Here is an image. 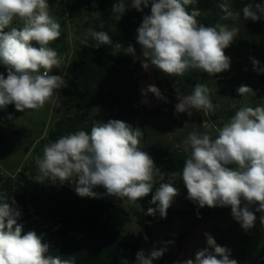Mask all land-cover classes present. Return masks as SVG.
<instances>
[{
	"label": "clouds",
	"instance_id": "9594fccd",
	"mask_svg": "<svg viewBox=\"0 0 264 264\" xmlns=\"http://www.w3.org/2000/svg\"><path fill=\"white\" fill-rule=\"evenodd\" d=\"M196 2L131 0L130 7L138 12L150 7L135 37L145 70L153 66L172 77H184L192 71L212 77L230 69L231 58L225 49L239 36L240 28L220 22L210 26L199 23L201 11L186 7ZM216 7L221 20L238 19L241 14L244 20L253 22L264 17V4L250 2L241 11H234L229 0H218ZM49 8V0H0V65L7 71L6 76L0 73V110L14 105L17 111L25 112L41 109L49 102L59 106L58 90L66 88L67 82L62 75L51 74L61 67L62 58L50 45L62 31ZM128 8L125 0H117L111 11L119 21ZM91 17L99 20L101 13L92 12ZM13 21L21 26H12ZM99 27L103 29V22ZM86 34L94 43L86 39L85 46H109L114 56L121 52L137 55L133 45L114 43L107 31L90 26ZM249 59L253 71L264 74L260 61ZM175 91L177 114L186 112L191 116L195 109L207 115L217 108L205 83H197L189 94H183L178 87ZM236 91L246 103L226 120L204 121L205 131H192L183 141L186 156L180 178L187 189V199L199 208L230 207L233 219L247 232L255 226L256 212L261 213L259 220L264 226V104L253 107L247 103L256 95L247 85H240ZM149 92L166 102L155 85L142 90L145 96ZM12 118L9 114L8 119ZM212 129L217 133L214 137ZM142 137L141 128L117 119L94 122L90 132L80 129L64 134L45 144L42 156L36 159V182H67L74 185L81 198L106 195L135 204L153 193L155 177L161 171L141 149ZM99 187L105 190L103 194L95 191ZM178 194L174 184L160 183L150 201L156 207H149L145 215L159 213L166 218ZM21 216L15 198L0 194V264H76L75 256L63 259L49 255V245L43 242L42 235L35 230L24 232V224L18 222ZM204 235L207 247L198 249L194 259L180 264H238L229 248L217 244L211 234ZM163 243L164 247L153 246L147 254L138 250L135 264H153L160 259L171 242Z\"/></svg>",
	"mask_w": 264,
	"mask_h": 264
},
{
	"label": "trees",
	"instance_id": "16d2710c",
	"mask_svg": "<svg viewBox=\"0 0 264 264\" xmlns=\"http://www.w3.org/2000/svg\"><path fill=\"white\" fill-rule=\"evenodd\" d=\"M117 0H87L83 10L86 15V28L94 27L96 30L109 32L113 42H119L127 47L129 44L136 49V57L126 55L123 52L112 55L109 46L94 48L79 47L75 57L68 63V85L62 92L58 101L59 106L54 109L61 117L56 121L54 127L48 132V143L55 141L60 136L69 132L83 129L91 130L94 122H107L110 119L130 120L145 110V97L138 89V73L141 71L140 46L136 42L137 28L142 23L144 15L150 14V7L143 12L131 8V0H125L129 6L119 21L111 9ZM263 4L264 0H256ZM95 4V7H94ZM92 12H100L99 20H93ZM103 22V29L99 27ZM239 26L237 20L232 21ZM250 27L262 28L257 21L251 20ZM5 31H8L5 29ZM89 44L94 43L90 37L86 38ZM161 84V80H159ZM175 94L173 90L166 92V102L154 106L148 110L153 116H182L191 117L186 112L177 114L175 112ZM95 106L97 111L94 113ZM21 115L14 105H8L6 109L0 110L1 120ZM9 120V119H8ZM42 141L41 143H44ZM39 144L35 148V157L18 171L16 177H4L0 170V194L14 197L22 216L19 223L24 224V232L35 230L42 235L43 242L49 245V255L61 256L63 259L75 256L76 264H135L136 253L143 250L140 243L132 233H126L113 226L111 223V209L116 202L125 199H117L106 195L100 198H81L74 191V185L70 183L51 184L50 182L38 183L36 177L38 170L35 161L43 154L45 144ZM154 160L155 165L162 163L166 175L177 172L179 180L176 187L179 194L174 202L187 204L192 210H196L200 217H216L222 215L228 207H217L211 209L207 206L199 208L185 199L187 190L180 178L186 153L184 150H172L169 146H140ZM158 176L155 177V183ZM103 194L102 187L95 189ZM140 201L142 210L136 211L137 222L149 232L151 223H163L173 217L174 214L184 210H176L174 202L167 210L166 218H161L159 213L155 216L145 215L149 207H156L150 203L152 194ZM73 233V234H71ZM169 247L172 243L180 244V239L165 236L163 242ZM217 241V240H216ZM161 243L157 248L164 247ZM144 251V250H143ZM145 252V251H144ZM149 252V251H148ZM148 252H145L146 254ZM165 254V253H164ZM164 255L153 262L162 264ZM259 264H264V259Z\"/></svg>",
	"mask_w": 264,
	"mask_h": 264
},
{
	"label": "rangeland",
	"instance_id": "374dc122",
	"mask_svg": "<svg viewBox=\"0 0 264 264\" xmlns=\"http://www.w3.org/2000/svg\"><path fill=\"white\" fill-rule=\"evenodd\" d=\"M86 1L49 0V12L60 23L62 31L60 38L50 45L57 50L62 58L61 67L53 69L51 74L62 75L67 85L68 72L66 67L87 38L86 15L83 10ZM217 2L218 0H197L195 5L186 7L189 10L192 8L199 9L201 15L197 17V20L205 26L214 25L217 22L234 26L232 21H238L240 34L231 46L225 49V54L231 58L229 70L212 77L207 73L197 71L189 72L184 77H172L150 66L147 70L142 67L137 79L141 94L142 90L147 89L149 85H155L166 100V92L175 91V87H178L183 94H189L197 83H205L211 90L210 95L213 104L217 105L215 112L205 115L202 111L198 112L193 109L191 117L153 116L148 114V110L165 101L156 98L150 92L147 96L142 94L147 101L145 110L130 120H122L132 124L133 127L141 128L143 137L140 146H169L172 150H184L183 141L190 132L205 131L201 123L209 120L219 123L221 120H226L246 103L236 91L242 84L251 87L256 92L255 97H249L247 101L250 106L255 107L264 104V74H257L253 71V65L249 59L254 57L260 61V67H264L262 28L250 27L251 20H244L242 14L241 18L238 19L221 20L220 10L216 7ZM229 2L232 3L234 11H241L247 3H256V0H229ZM257 23L263 25L264 29V17ZM12 26L20 27L21 25L17 21H13ZM0 73L7 75L3 65H0ZM159 80H161V84ZM64 89L58 90L60 93L59 100ZM174 102L175 104L178 102L176 94ZM54 107L55 104L49 102L41 109L26 110L11 120L7 118L1 120L0 170L4 177L12 176L15 178L18 171L34 159L36 146L42 141L45 142L41 144H48V132L61 117ZM97 110V106H95L93 112L95 113ZM210 131L213 137L217 134L215 129ZM156 166L161 170L157 175V181L160 183L166 173L162 170L164 166L162 163H158ZM158 186V183H155L153 190ZM173 207L176 210L183 209L184 211L174 214L166 222L151 223L150 231L146 232L137 222L135 216L136 211L142 210L140 203L133 204L125 199L116 202L115 207L111 209V223L121 231L132 233L145 252L150 251L153 246H159L165 236L180 239V244L174 242L167 247L162 264H180L186 259H194L198 249L207 247L204 235L206 232L217 240V244L229 248L232 258L236 259L238 264L258 263L259 256L264 252V226L259 220L261 213H255L257 216L255 226L245 232L240 224L233 219L231 208L227 211V215L216 216L207 220L200 218L195 209L192 210L188 208L190 206L187 207L180 202L175 201ZM255 207L256 205L252 206L254 212ZM145 236H147V240L144 239Z\"/></svg>",
	"mask_w": 264,
	"mask_h": 264
},
{
	"label": "built area",
	"instance_id": "2783aa9c",
	"mask_svg": "<svg viewBox=\"0 0 264 264\" xmlns=\"http://www.w3.org/2000/svg\"><path fill=\"white\" fill-rule=\"evenodd\" d=\"M178 180H179V173L177 172H173L168 175L165 174L162 178V181L164 183H171L174 184L175 186L178 184Z\"/></svg>",
	"mask_w": 264,
	"mask_h": 264
},
{
	"label": "crops",
	"instance_id": "0c3cea01",
	"mask_svg": "<svg viewBox=\"0 0 264 264\" xmlns=\"http://www.w3.org/2000/svg\"><path fill=\"white\" fill-rule=\"evenodd\" d=\"M201 124H203V123H201ZM185 192H186V195H185V199L186 200H189V199H187V195H188V193H187V190H185ZM190 201V200H189ZM190 203L191 204H194V203H192L191 201H190ZM184 205H187V204H184ZM194 205H196V204H194ZM189 205H187V207H188ZM197 206V205H196ZM188 208H191V207H188ZM215 208H217V207H214V208H211V209H215ZM229 209H230V207H228ZM228 209V210H229ZM228 210H226L222 215H220V216H223V215H227V211ZM200 216V215H199ZM200 218H204V219H207V220H209V219H211V218H215V217H207V216H203V217H200ZM262 259H264V252L263 253H261V255L259 256V258H258V263L257 264H259V262H260V260H262Z\"/></svg>",
	"mask_w": 264,
	"mask_h": 264
}]
</instances>
